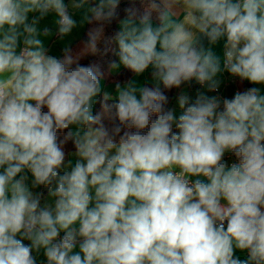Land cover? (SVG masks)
Masks as SVG:
<instances>
[{
  "label": "clouds",
  "instance_id": "clouds-1",
  "mask_svg": "<svg viewBox=\"0 0 264 264\" xmlns=\"http://www.w3.org/2000/svg\"><path fill=\"white\" fill-rule=\"evenodd\" d=\"M120 5L0 0V264H264V0Z\"/></svg>",
  "mask_w": 264,
  "mask_h": 264
},
{
  "label": "crops",
  "instance_id": "crops-1",
  "mask_svg": "<svg viewBox=\"0 0 264 264\" xmlns=\"http://www.w3.org/2000/svg\"><path fill=\"white\" fill-rule=\"evenodd\" d=\"M66 2H67V0H66ZM121 2L123 3L124 0H121ZM123 17L124 16L120 17V19H123ZM52 19H53L52 15H49L42 22L41 26L47 25L49 27H53V25L51 23ZM74 19H76L77 22L79 23V19H80L79 14L74 15ZM117 25H118V21H117ZM84 28H85V25L82 28L75 29L70 37L65 38V41L63 43H70L71 44L76 38H78L79 36L82 35V33L84 31ZM46 43L48 44L49 48L51 49V54H53V55H59L60 54L61 49L63 47V44L61 42H59L58 38L55 35H53ZM204 45H206V41H205ZM213 51L218 56H220L221 61L223 62V42L222 41L220 42V44L214 46ZM132 75L130 76V78L132 77ZM147 75L148 74L146 73L145 76H147ZM144 78L145 77H141L140 79H144ZM219 79L221 80L220 93L223 96L229 97V98L237 90L243 91L247 87L254 86V85L249 84V82H247V81H244L243 83H241L238 78H233L226 72L222 73V75L219 77ZM125 82H127V80L122 82V84L125 83ZM109 85L111 87V86L115 85V82L111 81ZM112 88H113V90H111V92L113 93L114 92V87H112ZM184 88H187V91H190V94L194 98L195 91H196L197 88H200V86L196 85L193 82V85L191 87L186 85V87L184 86ZM201 90L202 91H206V89H201ZM262 91H264V87H262ZM207 94L208 95H213V94H216V93H207ZM69 158H71V157H67L66 160L69 159ZM42 191L45 192V195L47 194V189H42ZM240 257L241 258H246V256H240ZM38 264H41V263H38Z\"/></svg>",
  "mask_w": 264,
  "mask_h": 264
},
{
  "label": "trees",
  "instance_id": "trees-1",
  "mask_svg": "<svg viewBox=\"0 0 264 264\" xmlns=\"http://www.w3.org/2000/svg\"><path fill=\"white\" fill-rule=\"evenodd\" d=\"M127 6H129V0H124L123 3L121 2L120 8L118 9L119 18L122 17V16H125V12L123 11V9L125 7H127ZM136 6L139 7V0H137V5ZM88 27H90V26L89 25H85V28H84V31H83L82 35L79 36L78 38H76L71 43V46L73 48H75L79 44L80 40L84 38V35H85ZM117 30H118L117 21H114L112 23V25L109 26L106 29V35L111 36ZM113 47H114V45H113ZM92 59L95 60V62L97 64H99L100 67L102 68V70L105 72V78H104V81L105 82L106 81H114V82L120 81L122 83V82L128 80L130 78V76L132 75V73L130 72V70L124 69L123 67H121V69L118 72H115V73L109 72V70H108V63L111 60L116 59V57L113 56L111 54V52H109L107 55H102V56H99V57H94ZM176 91L177 90H173V93L171 94L173 96L172 103L174 101V95H175ZM102 98L103 97L101 96L98 99H102ZM95 108L97 110L99 109V103H97V105L95 106ZM71 151H74V148L72 147L71 143H69L68 145H66V152H71ZM66 158H67V156H66Z\"/></svg>",
  "mask_w": 264,
  "mask_h": 264
},
{
  "label": "rangeland",
  "instance_id": "rangeland-1",
  "mask_svg": "<svg viewBox=\"0 0 264 264\" xmlns=\"http://www.w3.org/2000/svg\"><path fill=\"white\" fill-rule=\"evenodd\" d=\"M112 73H115V72H112ZM110 82H111V81H106V82H105V81L103 80V82H102V83H103V89H102V92H103V91H108V92L112 93L111 90H113L112 87H114V85L110 87V85H109ZM183 87H184V86H183ZM185 87H186V85H185ZM185 90H187V88H185ZM188 92L190 93V91H188ZM113 94H114V92H113ZM172 106H175V99H174V101H173V103H172ZM237 255H239V256H246L247 254H246V253H239V252H238ZM43 259H44V258H43V255L41 254V255L38 257V263H41V264H42Z\"/></svg>",
  "mask_w": 264,
  "mask_h": 264
},
{
  "label": "water",
  "instance_id": "water-1",
  "mask_svg": "<svg viewBox=\"0 0 264 264\" xmlns=\"http://www.w3.org/2000/svg\"><path fill=\"white\" fill-rule=\"evenodd\" d=\"M201 44L204 45L205 44V40H201Z\"/></svg>",
  "mask_w": 264,
  "mask_h": 264
},
{
  "label": "built area",
  "instance_id": "built-area-1",
  "mask_svg": "<svg viewBox=\"0 0 264 264\" xmlns=\"http://www.w3.org/2000/svg\"><path fill=\"white\" fill-rule=\"evenodd\" d=\"M216 94L222 95V94L220 93V90H219V92H218V93H216ZM222 96H223V95H222Z\"/></svg>",
  "mask_w": 264,
  "mask_h": 264
}]
</instances>
